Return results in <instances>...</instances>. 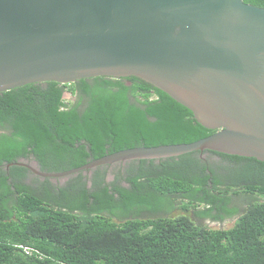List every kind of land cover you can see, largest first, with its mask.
<instances>
[{
	"label": "trees",
	"instance_id": "obj_1",
	"mask_svg": "<svg viewBox=\"0 0 264 264\" xmlns=\"http://www.w3.org/2000/svg\"><path fill=\"white\" fill-rule=\"evenodd\" d=\"M245 1L264 7V0ZM67 92L76 95L73 101ZM215 131L134 75L33 82L0 92V165L33 156L41 170L60 172L120 150L190 143ZM206 151L237 164L230 186L247 181L239 191L263 196L230 228L196 224L189 214L217 219L237 212L227 205L229 196L211 190L209 180L215 189L225 181L194 155L200 150L149 166L143 160L126 178L130 186L119 178L105 183L100 171L91 187L83 171L66 186L39 176L28 183V167H1L0 264H264V161ZM174 207L185 213L138 217L142 209Z\"/></svg>",
	"mask_w": 264,
	"mask_h": 264
},
{
	"label": "water",
	"instance_id": "obj_2",
	"mask_svg": "<svg viewBox=\"0 0 264 264\" xmlns=\"http://www.w3.org/2000/svg\"><path fill=\"white\" fill-rule=\"evenodd\" d=\"M137 76L213 134L134 147L44 177L194 150L264 161V7L245 0H0V92L33 82Z\"/></svg>",
	"mask_w": 264,
	"mask_h": 264
},
{
	"label": "flooded vegetation",
	"instance_id": "obj_3",
	"mask_svg": "<svg viewBox=\"0 0 264 264\" xmlns=\"http://www.w3.org/2000/svg\"><path fill=\"white\" fill-rule=\"evenodd\" d=\"M140 147H144V146H140ZM206 150H211V149L206 148L204 150H200L199 154H194V155H198L197 157L202 158L204 161L210 164L212 168L215 169L216 174L222 180L225 181L223 184L219 186L218 189H215L213 188L212 181L209 180L211 184L210 188L212 191H214L220 196H226V195L229 196L227 205L229 207L236 208L237 212L231 216L225 215L224 217L215 219V218L197 217L194 214V211L190 210L191 216L195 219L196 224L205 225L209 227H211L210 223H213L215 225H220L224 223L233 222L235 224L237 219L244 213L248 205L255 200H262L263 196L262 194L256 191H249V192H246L245 190L239 191L238 189H240L241 186L242 188L246 186L247 181L239 182L240 184L237 183L236 186L233 185L230 186V183L236 179L235 176L232 177V169H234L233 167H235L237 164L234 162H230L229 159L226 158L224 159L219 154H215ZM182 154L161 155V156H153V157H130V158L128 157L122 160L114 161L112 163L110 162L102 165H96L89 168L86 171H83L84 179L88 180V186L91 187L95 178L99 177L98 172L100 171V173L102 174L101 178L104 179L105 183L111 184L114 182L116 178H119L120 183L123 186H130V183L127 182L126 178L129 175L135 174V172L132 170L133 167L140 168L143 160H146L145 166H149L151 165V163L160 164L161 162L168 161L173 157L174 159L180 160ZM20 160L27 163L31 167H34L42 172H45L41 170V166L39 162L33 156H30L29 158H20ZM28 168L30 170L29 173L25 177H23V179H25L28 183H31V181L34 179L35 176H39L41 182H45V179L49 178L51 184L57 187L66 186L69 183L70 178L78 174V173L73 174L71 176H68L67 178H63V177L51 178V177L41 176L38 173L34 172L30 167ZM208 171L211 176L214 175L213 172H211L209 169ZM174 196H178V194H174ZM176 201L180 202L181 200L180 198H176ZM176 210H181V209L179 207H174L172 210L166 213L165 211L162 210L155 211L150 208H147V209H142L138 214V217L141 219H155L158 217H176L180 215L178 214L172 216V214H175Z\"/></svg>",
	"mask_w": 264,
	"mask_h": 264
},
{
	"label": "rangeland",
	"instance_id": "obj_4",
	"mask_svg": "<svg viewBox=\"0 0 264 264\" xmlns=\"http://www.w3.org/2000/svg\"><path fill=\"white\" fill-rule=\"evenodd\" d=\"M75 97H76V95L75 94H72V93H70V92H67L66 93V98H68L70 101H73L74 99H75ZM180 165H182L181 163H180ZM111 176V175H110ZM182 213H185V212H183V211H181V210H176L175 211V214H172V216H175V215H178V214H182ZM189 214L191 215V212H189ZM211 225V227L212 228H230V227H232L233 225H234V223L233 222H229V223H224V224H220V225H215V224H213V223H210Z\"/></svg>",
	"mask_w": 264,
	"mask_h": 264
}]
</instances>
